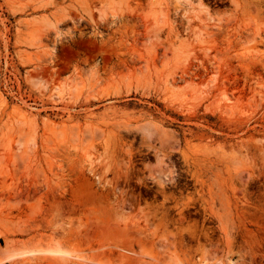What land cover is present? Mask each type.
I'll return each mask as SVG.
<instances>
[{"label":"rangeland","instance_id":"obj_1","mask_svg":"<svg viewBox=\"0 0 264 264\" xmlns=\"http://www.w3.org/2000/svg\"><path fill=\"white\" fill-rule=\"evenodd\" d=\"M55 20L68 33L38 64L20 37L51 44ZM22 50L52 66L29 73ZM66 76L76 99L54 94ZM0 101V261L59 245L86 264H264V0H0ZM64 124L81 142L52 153Z\"/></svg>","mask_w":264,"mask_h":264},{"label":"bare ground","instance_id":"obj_2","mask_svg":"<svg viewBox=\"0 0 264 264\" xmlns=\"http://www.w3.org/2000/svg\"><path fill=\"white\" fill-rule=\"evenodd\" d=\"M62 18V17H60ZM58 20V18H57ZM55 20L53 22H45L43 23L46 29H55V38L51 44H48V42H45L44 38H41V30L34 29V26L30 25L29 29L27 27V32H25L23 35H21V43L28 45V46H36L39 45L40 48L42 49V55L37 58V63L38 64H46L50 62V59L53 57V53L55 50V46L57 41L60 39L63 33H68L65 32L64 29H62L60 23ZM33 23V22H32ZM41 55V54H40ZM20 59L22 63L24 64L25 67H30L28 72L32 73V71L36 69H40L43 66H52V65H34L31 67L30 64L33 61V58L29 52L26 50H22L20 52ZM36 60V59H35ZM92 75V78L96 76V73L94 72ZM29 83L31 86L39 90L40 88L45 87V84L42 82L40 79L33 78L31 76L28 77ZM129 90V88H127ZM82 90V82L80 78L78 77H68L66 76L63 78L61 82L55 85L54 89V94L58 98H62L65 96L70 97L71 99H76L79 97L80 92ZM88 94L91 97H95L97 94H101L105 97H110V96H116L120 94V89L118 87H111L108 85V87H104V89L97 90L96 86L90 85L88 88ZM1 103V101H0ZM50 123V121H49ZM48 124V123H47ZM49 125H53L52 123ZM51 129V135L54 138V141L56 143L55 147H52L50 151L52 153H57V152H62V153H69L71 151V146L77 144L79 141L76 137L73 135L69 134L68 127L64 124L62 126H49ZM71 128H74L71 127ZM81 142V141H80ZM74 150V149H72ZM73 152V151H72ZM66 157V156H65ZM33 257H50L52 260L51 264H54V262L59 261V259H77L78 262H75L77 264H86L88 263H94V259H85L82 257H74L71 253L68 251L63 250L59 245L51 246L48 245L45 249H23V250H14L6 253V258L0 261V264L4 263H9L14 260H24L28 258H33ZM232 262V260H230Z\"/></svg>","mask_w":264,"mask_h":264},{"label":"crops","instance_id":"obj_3","mask_svg":"<svg viewBox=\"0 0 264 264\" xmlns=\"http://www.w3.org/2000/svg\"><path fill=\"white\" fill-rule=\"evenodd\" d=\"M122 6H125L124 4H122ZM133 7H135L136 8V10H140V6L139 5H137V2H133ZM117 11H121V10H115V17L117 16ZM143 12H145V14L146 15H144V16H146L149 20L154 16H156L157 15V11L156 10H150L149 11V9H146V10H144ZM183 53H182V55H181V57H180V59L179 60H181L182 62H184L186 59H188L189 58V56H190V54H191V51L190 50H187L186 48L182 51Z\"/></svg>","mask_w":264,"mask_h":264}]
</instances>
